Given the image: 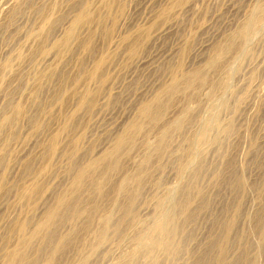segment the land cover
Segmentation results:
<instances>
[{"label": "rangeland", "instance_id": "374dc122", "mask_svg": "<svg viewBox=\"0 0 264 264\" xmlns=\"http://www.w3.org/2000/svg\"><path fill=\"white\" fill-rule=\"evenodd\" d=\"M23 2L0 0V118L8 114L10 98L30 108L20 117L18 136L6 143L9 173L4 175L0 169V257L14 249L19 239L17 232L7 230L10 216L33 215V228L59 193L68 198L75 195L78 187L64 153L67 147L79 159L100 157L101 165L116 160L112 169L106 168L108 176L99 179L93 172L79 186L78 192L91 196L98 207L87 224V215L81 214L60 225L63 233L75 231L77 241L70 242L57 264H79L82 257L83 264L125 260L123 264H209L211 260L205 262L208 246L214 240L221 243L226 221L231 223L232 235L226 243V262L246 264L252 258L264 264V0H185L176 8L173 0H125V11L91 0L92 9L104 16L102 23L111 32L106 42L102 23L93 20L80 27L79 40L68 48L55 44L60 37L56 27L53 38L39 49L48 19L63 14L68 26L76 11H70L67 0H32L33 5L26 3L25 11L11 19V8ZM55 3H60L56 9ZM42 5L47 9L36 12ZM160 25L167 30L159 33ZM91 30L96 33L94 55L81 44ZM140 30L146 38L131 49L129 41ZM102 56L103 76L93 77L96 60ZM8 57L13 59L11 67L6 64ZM86 92L96 93L94 106L79 107ZM146 107L148 112H143ZM134 122L140 124L137 129ZM226 126L233 128L229 134ZM120 128L131 139L127 137L117 158L112 153L113 139L121 134ZM55 133L61 141L58 154L52 166L44 164L46 171L37 175L35 170ZM24 159L35 162L34 171L22 173ZM206 162L213 164L209 166L213 171L205 175L201 166ZM92 177L103 180V186L89 189ZM36 179L45 186L31 204L24 191ZM131 189L137 194L136 218L127 215L125 222H119ZM197 202L191 226L184 219L185 210ZM161 234L171 248L153 245ZM35 236L32 245L38 247L43 233ZM184 236L193 248L189 254L181 247ZM37 262L47 264L43 258Z\"/></svg>", "mask_w": 264, "mask_h": 264}, {"label": "bare ground", "instance_id": "6f19581e", "mask_svg": "<svg viewBox=\"0 0 264 264\" xmlns=\"http://www.w3.org/2000/svg\"><path fill=\"white\" fill-rule=\"evenodd\" d=\"M58 1V0H57ZM91 0H67V2L69 3L70 7L73 9L71 10L70 8V11H76L75 13H73V17L71 15H68V16H71V18H69V25L66 26V22L63 23V14L60 15L59 13H57V15L59 14L60 16H58L57 18L54 17V21L52 22L51 21V18L48 19L50 20L49 23H47V25L45 26V28H43V37H41L40 39V44L38 46L37 49H39L40 47L43 46V43H45L46 41H48L50 39V37L53 38L52 34H54L57 30V33H58V36L59 39L57 40V42L55 43L56 45L60 46V47H64V48H68V46H70V44L76 40H79L78 37V30L80 29V27L84 26L85 24H91L92 21H99V24L100 22L102 23V20H103V17L102 15H99V14H96L95 10L92 9V5H91ZM107 6L110 7V9H113L117 6L118 9L121 8V10H124L126 9V2L125 0H103ZM20 2V1H19ZM29 2V3H28ZM55 2V1H54ZM185 2V0H173L172 4L176 7H179L181 6L183 3ZM26 3H27V6L31 5L33 2L32 0H26V2L24 3H20L18 5H15L14 7L11 8V12H10V15H11V19H14V17L16 15H19L21 13V11H25L24 10V7L26 6ZM130 3V2H129ZM60 3H55V9L56 7L59 6ZM63 4V3H62ZM33 5V4H32ZM45 5V3H44ZM44 5H42V7H38L36 10V12H40V11H43V9H47L46 7H44ZM104 5V4H103ZM160 5V4H159ZM52 6V5H51ZM54 6V5H53ZM105 6V5H104ZM169 6V5H168ZM1 7V6H0ZM44 7V8H43ZM61 7V6H60ZM49 8V7H48ZM63 8V7H61ZM60 8V9H61ZM54 9V10H55ZM59 9V10H60ZM65 9V8H64ZM68 9V8H67ZM162 9V8H161ZM168 9V8H167ZM53 10V11H54ZM63 10V9H62ZM51 11V10H50ZM49 11V12H50ZM108 11V10H107ZM111 11V10H110ZM116 11V9H115ZM165 11V10H164ZM48 12V13H49ZM57 12H59L57 10ZM100 12V10H99ZM109 12V11H108ZM35 13V12H34ZM42 13V12H41ZM46 13V12H45ZM51 13V12H50ZM55 13V12H54ZM61 13V11H60ZM102 13V12H101ZM106 14V12H104ZM103 13V14H104ZM40 14V13H39ZM43 14V13H42ZM47 14V13H46ZM172 14V13H171ZM53 15V14H51ZM113 16H115L114 14H112ZM162 16H165V12L162 14ZM171 15H169L168 17H170ZM47 17V16H46ZM51 17V16H49ZM16 18V17H15ZM67 18V17H66ZM66 18L64 21H66ZM47 19V18H46ZM71 19V20H70ZM165 19V18H164ZM114 21V19H113ZM52 22V23H51ZM164 23V22H162ZM165 24V23H164ZM100 28L102 29V33L105 35L106 34V37H105V42L108 40L107 37H109L111 34V32L104 26V23L100 24ZM162 25V24H161ZM160 25V26H161ZM171 25V24H170ZM44 26V25H43ZM155 26V25H154ZM159 26V25H158ZM164 26V25H163ZM161 26V28H157V31L159 33H163L164 31L167 30V27H163ZM169 26V25H168ZM57 27V29H56ZM59 27V28H58ZM116 28V26H115ZM154 28V27H152ZM29 29V28H28ZM146 30V29H145ZM156 31V29H155ZM38 32V30H37ZM122 32V31H121ZM139 32V31H138ZM143 32V31H142ZM141 30L138 34H136L132 39L131 41H129V47L132 49V47L134 46H140L143 42V40L146 38V32H143L142 33ZM148 32V31H147ZM154 32V31H153ZM1 33V32H0ZM3 33V32H2ZM39 33H42V32H39ZM38 33V34H39ZM80 33V32H79ZM1 35V34H0ZM148 35V34H147ZM39 36V35H38ZM96 36V33L95 31L91 30L87 36V38H83L85 40L81 41V44L83 46L84 49L87 50L88 53H90L91 55H94L95 53V49L96 47L94 46V37ZM163 36V35H161ZM40 38V37H39ZM51 38V40H52ZM54 40H52L51 42H53ZM146 41V40H145ZM144 41V42H145ZM38 42V41H37ZM50 42V41H49ZM250 42V41H249ZM54 43V42H53ZM37 44V45H38ZM50 44V43H48ZM74 44V43H73ZM36 45V46H37ZM81 46V45H80ZM106 46V45H105ZM105 49V48H104ZM129 49V48H128ZM105 53V50L103 51ZM103 53V54H104ZM102 54V55H103ZM33 56V55H32ZM13 60V59H12ZM11 58L8 57L7 58V61H6V64L10 66V64L12 63L11 61ZM104 57L102 56L101 58L97 59L96 60V63H97V66H96V70L93 72V77H97V76H103V71H102V67H103V64H104ZM170 62V61H169ZM167 62V63H169ZM32 63V62H31ZM166 63V64H167ZM172 63V62H170ZM180 63V62H179ZM142 64V63H141ZM173 64V63H172ZM172 64H170L171 66H169V64H167V66L169 67H172ZM176 65V64H174ZM179 64H177L178 66ZM7 67V66H6ZM11 67V66H10ZM175 67V66H174ZM182 67V66H181ZM167 68V67H165ZM231 68V67H230ZM6 69V68H5ZM41 69V68H40ZM181 69V68H180ZM196 70V69H195ZM173 71V70H172ZM175 71V70H174ZM187 71V70H186ZM178 71H176L177 73ZM202 72V71H201ZM198 74H200V71H197ZM178 74V73H177ZM4 75V74H3ZM51 75V74H50ZM185 75V74H184ZM15 77V76H14ZM51 77V76H50ZM174 77V76H173ZM202 78V77H200ZM2 86V84H1ZM175 86V85H174ZM165 87V86H164ZM170 88V87H169ZM1 89V88H0ZM3 89V88H2ZM9 89V88H8ZM63 89V88H62ZM162 89V88H161ZM163 90V89H162ZM5 91V90H4ZM13 91V90H12ZM10 90V95L9 96H12L11 94H13ZM6 92V91H5ZM9 92V91H8ZM7 92V93H8ZM39 93V89L36 90V93H35V96ZM96 95V93H95ZM95 95L91 92H86V95L85 97L83 96L79 102H78V105L79 107H82L83 105H88V107H92L94 105L93 101H94V98L93 96L95 97ZM98 97V96H97ZM38 98V97H37ZM36 99V98H35ZM13 98L9 99V101L6 103V105L10 108V110L8 111V114L6 116L3 117V120L1 121L0 123V138H2V142L0 143V169L4 172V175L7 173V166H6V161H7V156L8 154L10 153L9 149H8V145H6L7 141H9L10 139H13V138H16L18 136V122L19 120L21 119L20 117L25 115L29 110L30 108H27V106L21 104V102L19 103H16V102H13ZM6 105L4 104V108L6 109ZM161 105V104H160ZM7 107V108H8ZM194 108V107H193ZM3 109V108H2ZM1 109V110H2ZM4 109V110H5ZM153 109V108H152ZM0 110V113L3 111ZM8 110V109H7ZM91 110V109H90ZM142 110V108H141ZM151 110V109H150ZM219 110V109H218ZM143 112H148V107H146L145 109H143ZM155 112H156V108H155ZM29 113V112H28ZM38 113V111H37ZM4 114H5V111H4ZM3 114V115H4ZM2 115V113H1ZM29 115V114H28ZM145 115V114H144ZM155 115V114H154ZM30 118H32V114L29 115ZM2 117V116H0ZM151 118V117H150ZM32 121V120H31ZM68 123H71V122H68ZM128 126V125H127ZM133 126V129H137L140 124L139 123H135L132 125ZM129 127V126H128ZM65 128H67V126L65 125ZM6 129L9 130L8 134L5 136L3 135V133L6 131ZM132 129V130H133ZM233 128H231V126H226L225 127V130H227V133L231 132L230 130H232ZM7 130V131H8ZM120 130V135L117 136V138H114L113 141L115 140L114 142V145H113V156L114 157H120L119 156V151L122 149L123 145H124V142L125 140L127 139V130L125 128H120L118 129ZM131 131V130H130ZM129 132V131H128ZM118 133V132H117ZM228 133V134H229ZM60 134V133H59ZM116 137V136H115ZM223 137V136H222ZM130 138V137H129ZM131 139V138H130ZM225 139V138H224ZM128 140V139H127ZM126 140V141H127ZM226 140V139H225ZM60 135H58L57 133L53 134L50 138V142L48 144V146H46V152L43 153L42 155V158H43V162L41 164V166H37L36 170H35V173L37 175L39 174H42L46 171V169L44 168V164L46 166L49 165V167H51V161H52V158L53 156L57 153L58 151V147H59V144H60ZM225 142V141H224ZM128 143V142H127ZM227 143V142H226ZM126 144V143H125ZM187 146V145H186ZM224 146V145H223ZM222 146V149H224ZM111 147V146H110ZM221 147V146H220ZM65 149V148H64ZM67 149V147H66ZM64 150V153L68 156V161H69V170H71L72 173V180H73V183L75 184L76 187V192H75V195L68 198V195L67 197L65 195L63 196H60L62 194L59 193V196H57L58 198L57 201L55 202V204H50V203H47L46 205V208L44 209V211L42 212L43 214L39 217V219L37 220L35 226L32 228V218H33V215L31 217H23V218H17L16 215H13V216H10L9 217V221H8V224H9V227L7 230H9V232H13L15 231V234L17 232V234L19 235V239H18V242H16L17 244H15V247L14 249H11L9 250L7 253H5V255L3 254L4 258L3 257H0L3 258V261L0 262V264H38V259L39 260H43L45 259V262H47V264H57L58 261L61 259V255L63 254V252H65L66 250H68V247L69 245L72 244V242H76L77 241V236H74L73 232L71 233H63L62 231H60V225L63 223V221H68L69 219L70 220H74L76 217H79L81 214H86L87 216V220L86 221V224L88 222H90V218L92 216V211L97 209L98 205L97 204H94L95 202L92 200L91 196H84L83 194L79 193L78 192V189L79 186H83L85 185L87 182H86V179L87 177L94 172L96 174V172H98V176H99V179L100 178H105L106 176H108V172H106V168H111L112 164H114L115 161H113V159L115 158H112L109 162L107 163H104L103 165H101L102 163L100 162L99 158L92 160H88V159H79L78 156H76L77 154L74 153L73 151L71 150ZM228 150V149H226ZM111 151V150H110ZM9 152V153H8ZM105 152V151H104ZM227 152V151H226ZM62 153V152H60ZM111 153V152H110ZM58 154V153H57ZM105 155H106V152H105ZM104 155V156H105ZM123 155V154H122ZM58 156V155H57ZM81 156V155H80ZM103 156V157H104ZM111 156V155H110ZM27 157V156H26ZM22 159V158H21ZM34 159V157H33ZM41 159V158H40ZM39 159V160H40ZM25 160V159H24ZM116 160V159H115ZM20 161V160H19ZM206 161V160H205ZM210 162V161H209ZM18 163V162H17ZM34 161L33 160H25L24 163H23V168H22V173L24 172H31V171H34L33 168L34 167ZM118 163V162H117ZM120 163V162H119ZM204 163V162H203ZM208 162H206V165H202L201 168L203 166L204 169H202V172L204 170V174L206 175L207 173H210L213 171V166L212 167H209L211 165L208 166L207 164ZM212 163V162H211ZM38 165V164H37ZM117 167V165H114ZM153 166V165H152ZM39 168V169H38ZM201 168L199 169L200 172H201ZM232 168V167H231ZM112 169V168H111ZM219 169V168H218ZM214 170H217V167L216 169ZM1 171V172H2ZM221 171V170H220ZM9 173V171H8ZM199 173V172H198ZM235 173V172H234ZM33 174L30 173V175ZM197 174V173H196ZM202 174V173H201ZM233 174V173H232ZM211 175V174H210ZM201 176V175H200ZM198 176V178L200 177ZM5 177V176H4ZM37 177V176H36ZM128 176L126 175L125 178H122L123 180L121 182H123ZM136 177V176H135ZM7 178V177H6ZM39 178V177H38ZM41 178V177H40ZM96 178V177H95ZM108 178V177H107ZM156 178V177H155ZM204 178V177H202ZM33 179V178H32ZM145 179V178H144ZM127 180V179H126ZM143 180V179H142ZM140 182L139 186L141 187L142 183L144 182ZM154 180V179H153ZM200 180V179H199ZM203 180V179H202ZM6 181V180H5ZM103 181V180H102ZM101 180H98V178H96V180L94 181V178L92 177V183L91 185L89 184V189H91V187H102L103 186V182ZM33 182V181H32ZM125 182V181H124ZM146 183V182H145ZM197 183L199 184L198 182V179H197ZM5 184V183H4ZM73 184V185H74ZM123 184V183H121ZM125 184V183H124ZM146 185V184H145ZM45 186V182L43 180H39V179H36L34 183H32V185H30L28 188L25 189V193H26V196H27V199L28 201L33 204L32 202L34 201L35 202V199L36 197L39 195V193H41V190H42V187ZM80 186V187H81ZM144 186V185H143ZM143 190H144V187H142ZM125 189V188H124ZM129 189V188H128ZM141 189V188H140ZM133 189H131L132 191ZM135 190V189H134ZM137 190V188H136ZM135 190V191H136ZM196 190V189H195ZM135 191H132L130 192V195H129V202L128 204L124 207V211L123 213L121 214V217H120V220L119 222H125L126 220V217L127 215L129 216V218H131L132 220L134 218H136V210H135V206L133 205V199L135 200L136 197H137V194ZM139 191V190H138ZM74 192V190L72 191V193ZM63 193V192H62ZM65 193V192H64ZM139 193H142L139 191ZM190 193V192H189ZM189 193L188 196H187V202L190 200V196H189ZM197 193V192H196ZM195 193V194H196ZM211 193V192H210ZM141 195V194H140ZM193 195V194H192ZM55 196V195H54ZM212 196V195H211ZM191 199H193L191 197ZM195 199V198H194ZM176 200V199H175ZM204 200V198H203ZM193 201V200H192ZM172 202V201H171ZM201 202V201H200ZM81 205L80 207L79 204ZM175 203V202H174ZM186 203V202H185ZM189 203V202H188ZM198 203V202H197ZM200 203H198L195 207L193 208H190V211L189 210H185V220L187 219L188 220V224L191 225L190 223L193 222L191 219V217L193 216L194 212L193 210H195L198 205ZM78 205V206H77ZM188 205V204H187ZM140 207V206H139ZM189 207V206H187ZM195 208V209H194ZM186 209V208H185ZM169 210V208H168ZM189 211V212H188ZM198 211V210H197ZM40 214V213H39ZM197 215V214H196ZM35 217V216H34ZM165 217V216H164ZM196 218V217H195ZM194 218V219H195ZM7 219V218H6ZM196 220V219H195ZM62 221V222H61ZM129 221V220H128ZM191 221V222H190ZM185 222V221H184ZM7 223V221H6ZM5 223V225H6ZM186 223V222H185ZM122 224V223H121ZM194 224V222L192 223ZM151 225V224H150ZM223 225V224H222ZM7 226V225H6ZM192 226V225H191ZM119 227V226H118ZM121 227V226H120ZM119 227V228H120ZM224 231H222L223 233L221 234V237H220V241L221 243L218 241V240H214V242H211L210 245L208 246V252L207 254L205 255L206 257V260L205 262H208V261H213L215 260L216 261V264H226V259H228V256H229V252H228V248L226 246V243L228 241L231 242V238H232V235H231V232L229 231L231 229V223L227 222L224 224ZM233 227V226H232ZM192 228V227H191ZM194 228V227H193ZM196 228V227H195ZM2 229V228H1ZM6 229V228H5ZM142 229V228H141ZM11 230V231H10ZM78 230V229H77ZM76 230V231H77ZM119 230V229H118ZM194 230V229H193ZM1 231V230H0ZM104 231V230H103ZM121 231V230H120ZM161 232H163L162 230H159ZM158 231V233H159ZM173 231V230H172ZM191 232V230H189ZM7 232V231H6ZM78 232V231H77ZM160 232V233H161ZM237 232V231H236ZM39 233H43V238H42V245L38 246V247H34V245H32V238L36 235V234H39ZM104 233V232H102ZM105 233H106V230H105ZM176 233V232H175ZM192 233V232H191ZM77 234V233H75ZM190 234V233H189ZM188 234V235H189ZM3 235V234H2ZM6 235V234H5ZM1 236V234H0ZM17 236V235H16ZM38 236V235H37ZM102 236V234H101ZM139 236V235H138ZM2 237V236H1ZM4 237V236H3ZM8 237V236H7ZM36 237V236H35ZM34 237V238H35ZM100 237V236H99ZM104 237V236H103ZM108 237V236H107ZM106 237V238H107ZM169 237V235H168ZM185 237V236H184ZM6 238V237H5ZM14 238V236H13ZM38 238V237H37ZM138 238H143V236H139ZM136 238V240L138 239ZM164 237L162 236H158L156 237L154 240H153V245L154 243L157 244L158 246H166V248H171L170 245L167 244V239L164 240L163 239ZM188 236H186L185 238H183V244L181 243V247L183 249V253L185 252V254H189V251L190 250H193L192 246L190 247L189 244L191 241H189L191 238H192V235L190 237V239H188ZM9 239V238H8ZM17 239V238H16ZM145 239V237L143 238ZM142 239V240H143ZM169 239V238H168ZM182 239V238H181ZM217 239V238H216ZM15 240V239H14ZM101 240V239H99ZM97 240V241H99ZM107 240V239H106ZM152 240V239H151ZM234 240V239H233ZM97 241L96 244H97ZM166 241V242H165ZM179 241V240H178ZM237 241V240H236ZM7 242V241H6ZM71 242V244H70ZM146 242H147V239H146ZM150 242V241H149ZM148 242V245L152 242L149 243ZM181 242V240H180ZM229 242V243H230ZM34 243V242H33ZM99 243V242H98ZM145 244V241L143 242ZM2 244V243H1ZM4 244V242H3ZM7 244V243H6ZM13 244V243H12ZM11 245V244H10ZM146 245V244H145ZM172 245V244H171ZM175 245V244H174ZM173 245V246H174ZM5 245H3L4 247ZM101 246V245H99ZM155 246V245H154ZM178 246V245H177ZM175 247V246H174ZM180 247V246H179ZM180 247V249H181ZM195 247V246H194ZM7 248V245L6 247ZM12 248V247H10ZM67 248V249H66ZM157 248V247H156ZM173 248V247H172ZM264 248V246H263ZM2 249V247H1ZM177 249V248H176ZM185 249V250H184ZM4 250V249H2ZM6 250V249H5ZM65 250V251H64ZM140 250V249H139ZM174 250V249H173ZM172 250V252H173ZM261 250V249H260ZM48 251V252H47ZM84 251V250H83ZM195 251V250H194ZM245 251V250H244ZM3 252V251H1ZM139 252V251H138ZM150 252V251H149ZM235 252V251H234ZM45 253V254H44ZM47 253V254H46ZM86 253V252H85ZM84 253V254H85ZM43 254L46 255L43 257ZM184 254V255H185ZM192 254V253H190ZM237 255H239V252L236 253ZM235 254V256H237ZM83 255V254H81ZM100 255V254H99ZM193 255V254H192ZM241 255V254H240ZM2 256V255H1ZM183 256V255H182ZM231 256V255H230ZM184 257V256H183ZM239 256H237L236 258H234L235 260H237ZM250 257V256H249ZM81 258V256L79 257ZM83 258V257H82ZM81 258V261L79 264H83V260ZM231 258V257H230ZM80 260V259H79ZM234 260V261H235ZM126 261V260H125ZM123 261V263L125 262ZM210 261V263H211ZM233 261V260H232ZM239 261V260H238ZM245 261V260H244ZM41 262V261H40ZM61 262V260H60ZM186 262V261H185ZM237 262V261H236ZM241 262V261H240ZM78 263V262H77ZM76 263V264H77ZM99 263V262H98ZM122 263V264H123ZM175 262H173L174 264ZM209 263V264H210ZM238 263V262H237ZM242 263V262H241ZM240 263V264H241ZM228 264V263H227ZM230 264V263H229ZM246 264H257L256 261L252 258H249L246 260Z\"/></svg>", "mask_w": 264, "mask_h": 264}]
</instances>
